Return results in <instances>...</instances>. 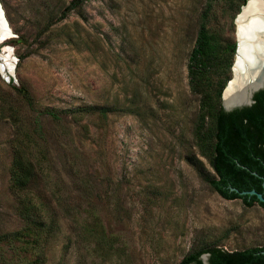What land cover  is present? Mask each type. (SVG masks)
Returning <instances> with one entry per match:
<instances>
[{
	"label": "rangeland",
	"instance_id": "obj_1",
	"mask_svg": "<svg viewBox=\"0 0 264 264\" xmlns=\"http://www.w3.org/2000/svg\"><path fill=\"white\" fill-rule=\"evenodd\" d=\"M210 1V30L235 43L242 0H0V264H179L264 246V209L216 193L194 139L187 63ZM17 142L39 170L25 195L58 227L40 251L10 188Z\"/></svg>",
	"mask_w": 264,
	"mask_h": 264
},
{
	"label": "trees",
	"instance_id": "obj_2",
	"mask_svg": "<svg viewBox=\"0 0 264 264\" xmlns=\"http://www.w3.org/2000/svg\"><path fill=\"white\" fill-rule=\"evenodd\" d=\"M245 2L242 0L243 5ZM211 10L210 1L201 14L187 63L189 90L199 98L194 139L213 171V175L205 176L204 180L224 199H240L248 207L257 204L264 209V202L256 195L240 194L255 191L264 198V90L254 95V104L250 107L231 112L223 110L221 95L231 77L235 43L223 41L210 30ZM16 92L33 109L28 90L20 87ZM43 113L54 121L62 119L58 112L49 108ZM20 144L17 142L14 149L10 188L17 196L18 214L24 220V234L30 238V248L40 251L42 242L58 227L54 217H48L42 206L25 195L37 167ZM203 254L209 255L207 264H264V246L231 252L206 247L186 255L179 264H203L200 259Z\"/></svg>",
	"mask_w": 264,
	"mask_h": 264
},
{
	"label": "water",
	"instance_id": "obj_3",
	"mask_svg": "<svg viewBox=\"0 0 264 264\" xmlns=\"http://www.w3.org/2000/svg\"><path fill=\"white\" fill-rule=\"evenodd\" d=\"M251 0H246L245 4L241 7L240 12L237 14L234 25H235V52L233 64L231 67V78L226 83L222 95H221V106L225 112H231L237 109H242L245 107H250L254 104V95L259 91L264 90V77L263 73H259L257 69H259V63L255 65L254 62L251 61L250 57L246 56L245 44L241 43L239 40V33L241 27V20H245V13L249 6ZM0 29L2 32L0 33V42L4 41L8 35L5 33L7 28L6 22L0 10ZM10 33V31H9ZM260 75H259V74ZM243 83L244 93L242 95V99L233 98V100L229 103H225V98L227 96H232L233 91L237 90L238 85ZM264 187V182H263ZM233 190V189H232ZM241 195H256L257 199L261 202H264V198L261 194L256 193L255 191L249 192H241ZM208 254L201 255L200 259L203 264H207Z\"/></svg>",
	"mask_w": 264,
	"mask_h": 264
},
{
	"label": "bare ground",
	"instance_id": "obj_4",
	"mask_svg": "<svg viewBox=\"0 0 264 264\" xmlns=\"http://www.w3.org/2000/svg\"><path fill=\"white\" fill-rule=\"evenodd\" d=\"M240 23L239 40L245 44L244 52L252 62L256 60L255 65L259 63L257 70L260 74L263 73L264 77V0H251L245 13V20H241ZM1 32L2 29H0ZM5 33L11 36L8 30ZM7 51L9 52L8 49ZM7 58L8 56H5L6 61H9ZM9 66L11 67V64ZM243 93L244 86L240 82L237 90L233 91V95L225 98V103L231 102L233 98L242 99Z\"/></svg>",
	"mask_w": 264,
	"mask_h": 264
}]
</instances>
